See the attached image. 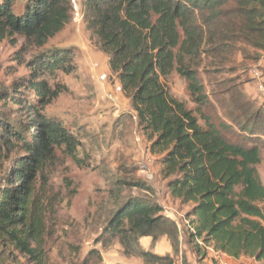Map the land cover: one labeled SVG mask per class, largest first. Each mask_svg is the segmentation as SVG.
<instances>
[{
  "label": "trees",
  "instance_id": "1",
  "mask_svg": "<svg viewBox=\"0 0 264 264\" xmlns=\"http://www.w3.org/2000/svg\"><path fill=\"white\" fill-rule=\"evenodd\" d=\"M17 1L0 2L2 38L19 34L43 46L73 17L71 0H27L15 11ZM84 18L131 99L169 193L191 205L186 218L194 228L192 239L234 258L264 261V183L258 170L264 105L247 94L242 79L264 52V0H85ZM72 61V51L56 50L38 59L37 67L68 71ZM201 71L215 76L211 93ZM174 72L187 82L196 109L167 88L164 79ZM222 73L234 75L218 78ZM28 84L37 105L27 106L17 86L3 97L5 103L12 99L18 112L11 123L0 119V157L4 147L25 153L12 160L9 182L0 186V233L34 264H54L45 245L36 185L57 148L64 147L80 161V141L61 120L39 111L58 91L38 75ZM220 111L229 123L221 120ZM233 126L245 135L244 141L228 137L226 131ZM126 184L148 188L141 180ZM182 233L162 205L130 197L110 211L96 242L107 248L118 241L126 256L141 258L144 264H175ZM146 236L152 237L153 248L167 236L173 254L146 250L140 242ZM102 262V251L94 247L67 264Z\"/></svg>",
  "mask_w": 264,
  "mask_h": 264
},
{
  "label": "rangeland",
  "instance_id": "2",
  "mask_svg": "<svg viewBox=\"0 0 264 264\" xmlns=\"http://www.w3.org/2000/svg\"><path fill=\"white\" fill-rule=\"evenodd\" d=\"M26 1L18 0L14 5L15 11H19ZM71 1L72 19L43 46L19 34L0 36V119L11 123L18 112L12 99L6 103L3 99L5 95L14 93L15 86L23 93L22 99L27 101V106L37 105L36 95L28 81L38 75L58 91V96L51 103L45 107L39 105V111L44 116L61 120L80 141L77 150L80 161L69 155L64 147L57 148L55 157L47 161L36 185L38 210L44 219L45 245L51 261L67 264L73 257L84 258L96 247L109 264H144L141 258L126 256L118 241L107 248L96 242L110 211L117 202L130 197L149 199L162 205L164 212L180 223L183 233L175 264H185V260L193 264L212 259L208 249L198 248L197 243H203L202 239L190 236L194 230L190 228L186 214L191 205H183L169 193L168 180L160 172L159 157L149 150L150 143L138 123L131 99L125 93L114 92V85L120 81L110 69L109 56L100 49L88 28L84 18L85 0ZM65 49L73 52V61L66 66L68 71L37 67L41 57H50L52 52ZM261 60L249 64V69L257 66L264 74ZM103 73L108 75L107 81L99 79ZM234 74L222 73L218 78H229ZM200 77L211 93L215 89L214 74L201 71ZM242 79L245 80L244 89L247 83L248 87L253 86L258 94L254 100L258 105H264V95L257 88L258 80L249 73ZM164 82L172 95L183 100L188 108L196 109L183 77L174 72ZM29 114L35 117V112ZM222 114L220 111L221 120L229 123ZM201 123L204 124L202 119ZM226 134L234 142L244 141L245 135L237 127L227 130ZM260 146L262 162L258 170L264 183V134ZM24 153L18 148L9 150L4 147L0 157V186L4 187L9 182L14 164L12 160L23 158ZM136 180L144 181L148 188L126 184ZM250 261L244 259L239 264H256L254 259V262ZM0 264L34 262L4 233H0Z\"/></svg>",
  "mask_w": 264,
  "mask_h": 264
},
{
  "label": "crops",
  "instance_id": "3",
  "mask_svg": "<svg viewBox=\"0 0 264 264\" xmlns=\"http://www.w3.org/2000/svg\"><path fill=\"white\" fill-rule=\"evenodd\" d=\"M261 59L262 60L260 61V63L264 66V52L262 53ZM246 86L247 87H246L245 91L247 92V94L250 95L253 92L252 93V94H254L253 97L251 95L250 96L253 99L257 98L258 94L256 93V90H254L253 86L252 87L249 86L250 89L248 87V83L246 84ZM255 95H256V97H255ZM140 242H141V245L146 250H152V251L158 252L159 254H162V255L173 254V248H172V245H171V243H170V241H169L167 236L161 238L154 248L152 247V237H150V236H146V237L141 238ZM204 248L209 250V252H210L209 255H211L212 259L208 260L206 258L203 261L194 262L193 264H221L224 261L227 262L228 264H239L244 259L249 260V261L251 260L250 262H254L253 258L247 257V256H242L240 258L231 257V256H229L227 254H224L222 252L216 251L213 248V246L204 245ZM103 258L104 259H103V262L101 264H109V263H107L108 260L105 257H103ZM217 258H219L220 260L219 259L217 260Z\"/></svg>",
  "mask_w": 264,
  "mask_h": 264
},
{
  "label": "built area",
  "instance_id": "4",
  "mask_svg": "<svg viewBox=\"0 0 264 264\" xmlns=\"http://www.w3.org/2000/svg\"><path fill=\"white\" fill-rule=\"evenodd\" d=\"M249 74L251 75L252 78L258 80V85H257L258 92H261L264 95V74H262V72L258 69L257 66H254L251 69H249ZM99 79L101 81H107L108 75L106 73H103V74H101ZM114 87H115V90H114L115 93H124L122 84L120 82H117L114 85ZM192 230H194V228H192ZM201 244H203V243H201ZM255 263L256 264H264V261L255 260ZM221 264H228V263L224 261Z\"/></svg>",
  "mask_w": 264,
  "mask_h": 264
}]
</instances>
